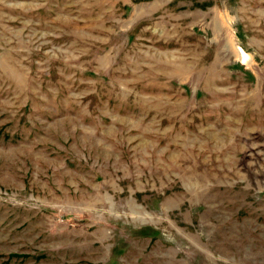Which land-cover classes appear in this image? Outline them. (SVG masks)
I'll return each mask as SVG.
<instances>
[{"label": "rangeland", "instance_id": "rangeland-1", "mask_svg": "<svg viewBox=\"0 0 264 264\" xmlns=\"http://www.w3.org/2000/svg\"><path fill=\"white\" fill-rule=\"evenodd\" d=\"M0 264H264V0H0Z\"/></svg>", "mask_w": 264, "mask_h": 264}, {"label": "bare ground", "instance_id": "bare-ground-1", "mask_svg": "<svg viewBox=\"0 0 264 264\" xmlns=\"http://www.w3.org/2000/svg\"><path fill=\"white\" fill-rule=\"evenodd\" d=\"M243 59L246 61L250 55L246 53L244 50L240 49Z\"/></svg>", "mask_w": 264, "mask_h": 264}]
</instances>
